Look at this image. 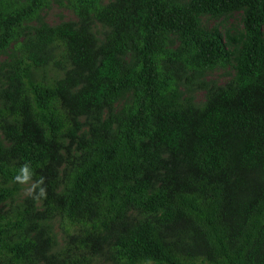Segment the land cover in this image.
Here are the masks:
<instances>
[{"label": "trees", "instance_id": "obj_1", "mask_svg": "<svg viewBox=\"0 0 264 264\" xmlns=\"http://www.w3.org/2000/svg\"><path fill=\"white\" fill-rule=\"evenodd\" d=\"M63 1L49 26V0H0V264H264V0ZM237 10L219 86L199 19ZM25 164L46 195L14 203Z\"/></svg>", "mask_w": 264, "mask_h": 264}, {"label": "rangeland", "instance_id": "obj_2", "mask_svg": "<svg viewBox=\"0 0 264 264\" xmlns=\"http://www.w3.org/2000/svg\"><path fill=\"white\" fill-rule=\"evenodd\" d=\"M109 0H99L100 4H106ZM243 13L241 10L233 11L224 16L210 17L201 16L199 19V27L206 32H215L219 35L225 48L229 54L227 63L224 67L215 68L205 74L207 81H213L217 85L222 86L227 83L235 75L236 59L241 48V41L243 38V26H242ZM38 20L49 26H55L62 22L76 21L74 14L66 7V2L63 0H49L48 6L38 12ZM23 25L35 27L37 25L36 20L24 22ZM103 29L99 24H94L92 32L98 40H101ZM20 38L18 39L19 42ZM14 53V42H11L4 50L0 51V65L3 62L9 60L10 56ZM43 71L36 72V75L40 77ZM44 77L51 78L59 77L60 73L53 71V69H45ZM194 102L200 104L203 102V92L196 91L193 93ZM129 96L125 95L115 105L114 109L118 110L123 104L128 102ZM31 188V184H20L19 191L17 192L14 203H19L29 193L28 189ZM7 208V204L0 206V212ZM52 234L55 237L56 247L54 250H58L62 247L65 237L60 228L58 219L52 220L50 223Z\"/></svg>", "mask_w": 264, "mask_h": 264}, {"label": "clouds", "instance_id": "obj_3", "mask_svg": "<svg viewBox=\"0 0 264 264\" xmlns=\"http://www.w3.org/2000/svg\"><path fill=\"white\" fill-rule=\"evenodd\" d=\"M33 172L31 171L29 165L25 164L20 169V174L17 175L14 179L15 182L20 183L22 185L28 184L32 180ZM44 184V178L41 177L35 183L32 184L31 188L28 189V193L31 194L35 191L36 188H39V193L37 198L44 197L46 195V190L43 187H40Z\"/></svg>", "mask_w": 264, "mask_h": 264}]
</instances>
